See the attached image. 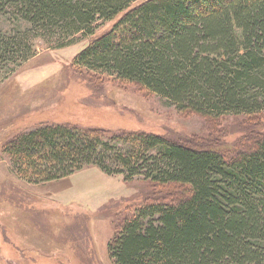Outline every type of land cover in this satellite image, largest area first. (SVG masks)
<instances>
[{"label":"trees","instance_id":"trees-1","mask_svg":"<svg viewBox=\"0 0 264 264\" xmlns=\"http://www.w3.org/2000/svg\"><path fill=\"white\" fill-rule=\"evenodd\" d=\"M137 1L0 0V18L14 21L0 25V82L37 54V38L60 48L113 21L75 65L138 84L180 111L245 116L252 126L264 112V0ZM228 144L232 151L54 122L17 134L3 152L28 183L98 167L160 189L109 240L113 264H264V130ZM174 185L181 198L160 196Z\"/></svg>","mask_w":264,"mask_h":264},{"label":"rangeland","instance_id":"rangeland-1","mask_svg":"<svg viewBox=\"0 0 264 264\" xmlns=\"http://www.w3.org/2000/svg\"><path fill=\"white\" fill-rule=\"evenodd\" d=\"M112 23L99 21L94 36L80 35L60 48L37 38V54L0 82V264H113L108 242L115 231L137 206L159 198L160 189L152 193L150 182H126L98 167L28 183L3 152L17 134L70 122L115 132L144 130L190 146L231 150V144H222L237 133L264 130V112L252 126L243 125L245 116L215 119L183 112L138 84L75 65L80 49ZM3 24L12 27L14 21L0 18ZM160 188L167 192L160 195L164 198L184 195L180 185Z\"/></svg>","mask_w":264,"mask_h":264}]
</instances>
